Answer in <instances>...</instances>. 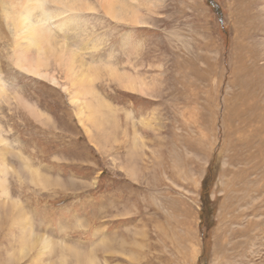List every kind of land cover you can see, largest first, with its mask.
I'll use <instances>...</instances> for the list:
<instances>
[{
  "label": "rangeland",
  "instance_id": "374dc122",
  "mask_svg": "<svg viewBox=\"0 0 264 264\" xmlns=\"http://www.w3.org/2000/svg\"><path fill=\"white\" fill-rule=\"evenodd\" d=\"M85 1L57 34L97 73L83 114L57 58L56 83L17 63L0 0V264H264V0H156L138 23Z\"/></svg>",
  "mask_w": 264,
  "mask_h": 264
},
{
  "label": "bare ground",
  "instance_id": "6f19581e",
  "mask_svg": "<svg viewBox=\"0 0 264 264\" xmlns=\"http://www.w3.org/2000/svg\"><path fill=\"white\" fill-rule=\"evenodd\" d=\"M99 1L101 6L104 9H106L107 13L112 18L119 21L138 23L140 21L139 13L141 6L143 7V5H147V4L149 5L150 3H153L156 0H99ZM3 4L4 3H2V5ZM86 4L87 2L85 0H19L18 9L13 10L14 12L16 11L17 16L14 15L13 17H11V15L7 16L6 15L7 13L5 14V12L3 11L5 7L3 8L2 6V11H3L2 17L3 19H5L7 24L11 23L12 28L14 29V36H15L14 39H17L14 45V52H13V54L17 56L16 58L17 63L20 64L23 67V69L26 70V72L28 71V73L29 72L34 73L46 79L49 78L51 79L52 82L56 83L54 79L55 77H51L47 72H42V70L43 68L48 66L51 60L57 58L61 62V64L65 66L67 70L68 78L72 79L73 82L72 84L76 85L77 87H78L77 84H79L80 87L82 88L81 90H77V92H75V101L79 104L80 112L83 114L85 109H87L86 107H88L89 104V101L87 102L86 100L87 99L86 96L88 92L94 93V90L93 91L90 90L92 89V86L88 87V84L90 83L92 85L93 79L96 77L97 73L95 71H90V69H93L92 66L87 65V61L84 60L79 55L78 51L72 48L70 46L71 45L70 43L69 45L68 42L59 38L57 34H60L62 32V29L68 30L74 26L73 24H72L73 26H71L70 22L71 21L73 22L75 20L74 18L75 16H79V14L81 15V12H83L84 8L86 7ZM81 23H79V25ZM129 80L134 87L135 85H137L136 79H133L131 77ZM0 90L1 93L2 92L6 93L7 91L6 84H4L2 80H0ZM90 108H92L93 110V107ZM0 142L4 143V140L1 138V136H0ZM24 168L25 170L27 169L28 173L30 174L32 182L43 185L48 183L47 181L49 180H47V178L43 174H41V172H39L36 169L30 168L27 165V163L24 164ZM231 197H235V196L232 195ZM13 205H15V208H20L21 219L28 228L27 216L25 215L21 207L17 206V204H13ZM36 235H37V241L38 239H40L39 246L42 248V250L46 251L47 249H50L52 244L51 243L52 240H50L51 238L49 239V237L47 236L38 235L35 234L33 231H31L30 237L35 236L34 238H36Z\"/></svg>",
  "mask_w": 264,
  "mask_h": 264
}]
</instances>
